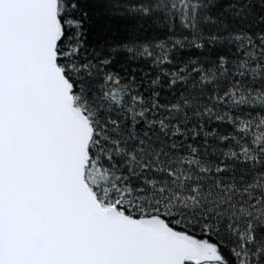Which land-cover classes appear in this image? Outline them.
<instances>
[{
	"label": "snow or ice",
	"instance_id": "1",
	"mask_svg": "<svg viewBox=\"0 0 264 264\" xmlns=\"http://www.w3.org/2000/svg\"><path fill=\"white\" fill-rule=\"evenodd\" d=\"M0 264H264V0H0Z\"/></svg>",
	"mask_w": 264,
	"mask_h": 264
}]
</instances>
